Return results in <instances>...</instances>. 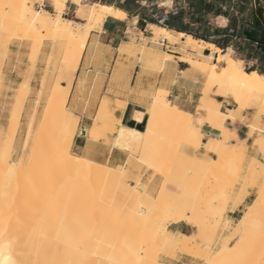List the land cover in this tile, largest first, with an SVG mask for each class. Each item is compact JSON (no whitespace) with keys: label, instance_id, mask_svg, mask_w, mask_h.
<instances>
[{"label":"bare ground","instance_id":"1","mask_svg":"<svg viewBox=\"0 0 264 264\" xmlns=\"http://www.w3.org/2000/svg\"><path fill=\"white\" fill-rule=\"evenodd\" d=\"M0 1V3L26 4L28 6L29 17H31L33 12H41L43 16L52 18V22L47 25H42L38 22L36 30L38 28H42V35L35 33L36 30H29L27 25H24L25 35L31 34L34 36L38 49L42 46V42L43 40L45 41V39H50L52 41L68 40L71 43L69 56L59 62L56 67L57 75L54 77L55 79L52 82H46L45 77H42L41 81L39 80V82H41V88L36 93L37 100L32 106V110L27 114L22 130L24 132V139L19 145L20 152L18 153L16 160L11 161L10 159L13 150V139L20 129L19 117L21 111H19L16 118L12 121L10 142H8L7 146H5L3 151L0 152V253H2L0 254V260H4L10 255L13 260L18 262V264H166L159 261L158 256L161 254L169 257H175V253L177 251L190 254L193 257L203 260L205 264H230V262L237 260L255 259L259 257L262 243H264V235H259L262 234V229L260 225L261 221H258L260 220L259 216L262 215L261 209L264 208V204L257 203V199L245 207L244 211L236 219L233 225H231L232 218H227L225 220V226L230 227L232 235H237V226L240 225L241 220L244 219L245 213L249 208H252L253 205H256V210L251 213L250 219L246 225V231L249 237L257 234L260 236V238H257L253 242L254 251L252 254L250 255L248 253V239L239 243V246L237 242L234 245H229L226 240V242L221 244L217 251L212 253L210 252V247H208L210 251L207 247L206 250L201 249L200 242L204 241V233L201 232L199 235L191 233L189 235L173 233L167 229V226L158 225V217H160V215L163 216L162 213L172 215V223L186 221L193 224L191 216L193 215L195 204L193 203L194 206L192 205V207H194L193 209L188 203V201L192 200V198L188 195L190 200L187 201V193H183L184 191L182 194L176 193L172 190L171 183H168L167 185L163 183L157 194L152 196L151 193L149 194L146 191H140L137 189V180H139L140 185L142 176L141 173H137L135 176V185H129L122 179V171H126L124 165L112 167L107 164L97 163L90 159L73 155L71 151H69L76 132V126L75 124L70 123L69 113L65 108L67 87H62L59 82L61 80H65L68 84L70 83L73 78V74L77 69L89 31L101 25V22L103 21L102 20L97 25L95 20H93L90 25L89 20L86 18V14L89 16L92 15L93 6H95V15L103 16L104 18L108 14H113L117 17L123 18L124 13L122 11L117 10L112 5H106L104 3L88 4L83 3L82 0H75L77 5H79V7H77L78 9H76L77 15L79 13L78 17L84 20V23H79L71 19H65L59 14H52L42 8L41 5L39 8L33 7L35 2L41 3L44 0ZM53 4L54 6L56 4H60V8L55 7L58 10L62 9V0H53ZM105 9L109 11H104ZM57 17L59 18L58 25L55 23ZM150 27L156 36L162 35L168 39H172L173 37L170 29L169 30L171 32L166 28L155 24H152ZM44 31L45 33H43ZM175 35L177 37L182 36V34ZM177 37L175 38L178 39ZM186 41L189 44L196 45L198 43L190 35L186 36ZM206 46H208L212 51L218 53L216 63L209 64L206 61L203 62L204 60L199 62L197 59L195 60L190 57L185 58L186 61L191 63L193 66H196V68L198 67L204 73V66H207L209 69L206 73L207 83L204 95L199 102L201 115H197L198 117L196 118V116L193 117L191 114L177 109L165 99L166 93L161 91L160 99L162 103L157 106L155 114L150 111L152 105L148 108L147 112L149 114V118L147 126L145 131L139 134V137H143L144 134L148 132L150 119L152 120L153 135L145 139H139L138 141L133 140L132 143H136L135 148L142 147L145 149V144L147 142V150H153V153H159V150L157 151L153 148L160 149L161 146L165 144L161 143L159 148L157 145L155 146L153 144L154 142H152V139L159 134V137H161L160 132L162 130L165 133L169 132L171 134L168 135L169 137L173 134L171 133L172 130L169 131L170 129H174L175 132L177 130L187 135L190 125L189 117L192 121H200L201 116L208 115L220 133H228L237 140L239 149L243 152L242 150L246 146L245 142L237 137L233 129L230 130L225 125V129L222 131L219 124L221 120L224 124L226 119L229 118L231 121L235 118L236 114L238 116V108L246 109L251 105H254L258 108L259 112H264V93H262L260 85V80L264 79V75L260 74L257 70H246L243 67V61L233 56L232 50L229 51V48L227 51H222L212 43H207ZM232 65H235L237 68L234 74L231 72ZM213 67L217 69L214 74L216 79L210 81L209 77L213 75L211 71ZM23 85L25 86V91H28V78L24 80ZM213 86H219L218 91L220 95L229 97L233 102L239 104V106H235V108H237L235 111L236 114L232 111L226 114L220 112V103L218 104L214 99H209L210 97H207L209 90ZM42 97H49L53 100V105L59 103V116L57 117L54 125V136L56 139V146L54 147V150L56 152V160L52 168L46 170L39 169L37 164L38 159H45V153L48 150L47 140L43 139L46 134V129L43 128V125H39L37 127L34 126V118L40 108L39 103ZM107 98L102 100L100 107L97 110V115L94 118L95 121L93 120L94 126L98 129V127H102L104 124L109 123L112 131L118 132L119 129L117 126L119 124V118L117 117L116 112L121 110L125 105L121 100L112 102V100ZM141 116V113L135 114V118L138 120L141 119ZM44 124H47V122ZM69 124L71 126L72 136L70 138H66L65 128ZM199 128L200 127L196 126L200 142L202 143V133ZM91 129L88 131L89 135L91 134ZM2 131L3 129L0 127V134ZM165 133L162 134L163 138L161 139H164L163 141L167 143L168 138H165ZM251 134L252 133H250V135ZM34 138L37 139L34 140ZM156 138L155 140H157ZM260 138L261 135L258 136L254 142L255 149L259 152L260 145L257 141ZM130 139V135H124L123 138L120 137V143L125 149L133 147L132 144H126V142ZM214 141V146L218 151L217 158H210L207 155L202 157L185 155V164L188 165L190 169L188 172L195 173L197 171H202V169L205 168L211 170L212 173H217L218 169L221 167L234 166L232 158H228V154L234 150L233 145H231L234 144V142H225L218 137H215ZM158 144L160 145V143ZM170 144L171 143H169L168 146ZM176 148L177 149H175V151L178 150V147ZM6 151L8 152V159L5 161L3 157ZM178 151H180V149ZM144 153H146L145 150ZM147 153L150 156V153L152 152L148 151ZM144 156L145 154L142 157ZM141 158L133 157V159L139 160H141ZM254 160L257 161L256 159H253V161ZM27 164L30 166L26 167ZM13 165H15V167H13ZM146 165L148 166V164ZM30 169L33 170L26 172ZM65 171H69L72 176H78L81 173H88L90 176L93 175V177H96V180L94 182L92 181L93 183L90 181L91 183L88 184L87 181V183L83 186L82 183L80 186L81 191L82 189L83 191H87L86 189L89 187L94 188L95 185H101L102 192L100 193V198L103 202L105 201V203L112 198L116 191H119V195L117 196V200L119 199V202L117 201V205L115 206L116 208L114 207L113 209L112 206L110 207L106 204L108 209H106L103 214L106 213L105 215H107V218H105L99 225H97L98 223H95L97 226L94 227L95 232H93V234L88 233L89 235L84 237H81L82 235L78 234L74 236L68 234L67 230H70L71 227L67 225L69 223V219L65 217L64 214L53 218L52 221L49 219L52 215L54 217V213L62 209V207H64V209H62L63 212L66 213L68 211V209L66 210L67 206L61 207L59 206L60 204L53 205L54 199L59 201L65 198L66 194L70 190L72 191L73 185L71 188L63 184ZM248 172H250V169ZM194 173L189 176L190 180H188L190 183H193L194 177L196 178V176L198 177L199 175H197L198 172ZM186 178L187 177L183 178V180L185 181ZM188 180H186V182ZM44 181H53V183L37 188L38 184ZM180 181L182 180L180 179ZM186 182H183V184ZM189 182H187L188 184L186 186H188L191 190L194 187V184H190L193 187L189 186ZM50 187L52 188L50 189ZM188 187H186L187 190H184L188 191ZM162 188L165 189L163 193L161 192ZM48 203H51L52 205L50 206L49 204L47 207ZM129 203H131V205ZM88 205H90V203ZM88 205L77 206L74 208V212L79 211L81 213V211H95L92 203L91 206ZM42 218H47L51 224L40 227L42 224L39 225L38 222ZM219 220H221V216H219ZM134 228H138V230L140 228L141 230H139V232L141 233L136 234L135 236L130 235V230H134ZM75 229L73 230L75 231ZM91 230L93 231L92 228ZM70 233L73 232L70 230ZM207 238V241L212 243L214 241V233L208 235Z\"/></svg>","mask_w":264,"mask_h":264},{"label":"crops","instance_id":"2","mask_svg":"<svg viewBox=\"0 0 264 264\" xmlns=\"http://www.w3.org/2000/svg\"><path fill=\"white\" fill-rule=\"evenodd\" d=\"M256 1L263 8L264 14V0ZM62 2L61 10H58L50 0H44L42 8L49 12L52 11V14H61L65 19L84 23V20L77 16L76 9L79 5L75 0H62ZM82 2L112 5L117 10L122 11L124 17L120 18L108 14L101 25L91 29L87 35L72 80L69 84L65 80L59 82L62 87H67L65 108L68 110L70 123L76 126L70 149L73 155L112 167L118 165L126 167L128 158L132 157L133 154L125 149L121 143H117V141L121 142V129H123L124 135L131 136L132 133H143L149 118L148 108L152 105L153 99L157 95L160 96L161 91L166 93L165 99L177 109L189 113L193 117L196 116V118L200 116L199 102L204 95L207 76L206 73L193 66L185 58L190 57L197 59L199 62L204 60L203 62L206 61L209 64L216 63L218 53L206 46L207 43L214 44L222 51H227L228 48L231 49L235 57L241 59L244 63L252 64L248 71H264V53L256 46L257 42H264V39L261 38V34L264 35V28L256 17L254 0L138 1L149 12L153 9L160 10L165 14L173 12L179 15L184 23L189 22L190 17L193 16L194 23L191 26L196 27L197 24L207 26L210 31L209 37L220 42L222 39L227 38L228 46L225 48L217 46L211 41L195 38L186 32L166 27L164 28L172 31H170L173 34L172 39L162 35L156 36L150 27L153 23H140L136 11L127 12L116 7L114 2L110 4L105 3V0H82ZM209 2L214 3L215 6L219 5L222 13L213 15L202 10V8L199 12L194 13L197 3L206 7ZM249 5L253 7L255 20L259 21L260 25L258 27L253 26L247 19ZM218 18H222L227 23L219 26L217 23ZM175 34H182V36L177 37ZM187 35H190L198 43L196 45L187 43ZM42 43L32 76L29 79V89L20 117V132L23 130L27 112L37 100L36 93L41 88L39 80L41 81L42 77H45L46 82H52L57 75L58 44L50 39H45ZM28 53L29 47L26 41L13 40L8 45L7 58L3 59L1 65L0 126H3L4 121L8 119L13 97L24 81L23 72L27 67ZM215 90L216 86H213L207 97L214 99L218 104L220 103V112L226 114L232 111L236 114L237 108L235 106L237 107V105L223 95L216 94ZM105 98L112 100V102L116 100L124 102L125 106L116 112L119 118L117 126L119 130L118 132L107 133L104 137H100L99 141L89 143L88 138L90 135L88 131L94 126L97 110ZM39 104H44V97L40 99ZM254 107L250 106L243 109L239 112L240 115H235L233 120L230 121L228 118L229 120L226 119L224 122V125L230 130L233 129L237 137L244 141L246 145V158L242 165L243 170L240 173V181L235 194L241 188L246 167L251 160L256 159L258 162H264V154L256 151L254 145L255 139L264 133V116H258L257 109ZM136 113H141L140 120L135 118ZM35 123L36 115L34 118ZM252 124H258L262 128L255 129L249 135L248 132ZM199 127L202 133L201 145L198 148L192 146L180 147V151L190 156L202 157L207 155L213 158L214 154L206 152L203 142L208 137L219 135L220 132L206 122H203ZM139 139V136L135 139L131 136L126 144H132L135 148L136 143H132V141H138ZM129 172L133 173V176L138 172L141 173L140 184L146 187L148 193H152L160 181L158 175L149 178L152 175L151 168L139 170L136 163H132ZM254 193L255 187L247 188L242 204L238 205V210L233 212L230 203L226 211L227 216L230 219H235V215L239 214L252 200ZM167 229L173 233L186 235L195 232V227L186 221L170 222ZM159 260L166 264H198V258L181 252H177L175 257L160 255Z\"/></svg>","mask_w":264,"mask_h":264},{"label":"rangeland","instance_id":"3","mask_svg":"<svg viewBox=\"0 0 264 264\" xmlns=\"http://www.w3.org/2000/svg\"><path fill=\"white\" fill-rule=\"evenodd\" d=\"M50 1L53 3V0H50ZM42 3L43 2H41V3L35 2L33 4V7L39 8L40 5H42ZM50 13H52V11H50ZM56 14H58V13H56ZM59 15L61 16V14H59ZM247 15H248L247 19H249V21L251 22V24L253 26L258 27L260 25L259 21L255 20L254 13H253V7L250 5H249V9L247 10ZM41 30H42V28H38L35 31V33L42 35ZM43 33H45V31ZM5 35L6 34L4 32H0V69H1L2 61L5 58V56H4V45L6 44ZM24 37H27V38H24ZM261 38L264 39L263 34H261ZM13 40L26 41L28 43V47H29L28 62H27V67H26L25 71L23 72V77H24V80H26L27 78L30 79L32 76L34 66H35V63H36V60H37V57L39 55L41 47L38 49V45H37V42H36L34 36H32L31 34L25 35L24 25L19 26V32L16 34V37H14L12 39V41ZM56 42H57V44H59V46L57 45L58 63H59L69 56L71 43L68 40H62V41H56ZM10 43H8V45ZM232 55L235 56V54L233 52H232ZM250 66H252V64L243 62V67L246 70H248L250 68ZM23 83H24V81L18 87V89L16 91V95L13 97L12 108L9 110L8 119H6L4 121L3 126H0L3 129L2 133L0 134V147H1L0 152L3 151L4 147L7 146L8 142H10V140H11L12 121L16 118L19 111H21L20 117L22 115V109H23L25 97L27 94V91H25V89L23 92H21V86L23 85ZM0 87H1V73H0ZM218 90H219V86L218 87L216 86L215 93L220 95ZM226 98L230 99L229 97H226ZM233 103H235V102H233ZM235 104L237 106H239V104H237V103H235ZM251 106H254V105H251ZM58 107H59V103L56 105H53V100H51L49 97H44V104L40 105V108L38 109V111L36 113V123L34 124V126L37 127L39 125H43V128L46 129V134L43 137V139L47 140V147H48V150L45 153L46 154L44 157L45 159H38L37 164H38L39 169H43V170L51 169L55 160H56V152L54 150V147L56 146V139L54 136V125L56 123L57 117L59 116ZM256 109L258 111L257 112L258 116H264L263 111L259 112L257 107H256ZM31 110L32 109H30L28 112H30ZM238 110L240 112L243 109L238 108ZM28 112H27V114H28ZM27 114H26V118H27ZM20 117H19V125H20ZM45 122H47V124H44ZM203 122H206V123L210 124L213 128L217 129L216 126H214V122L212 121V119L208 115H203V116H201L200 121H195V126L199 127ZM109 125H110L109 123H106L102 127L101 126L98 127V130L101 132V137H104L107 133H113L114 132V131H112V129ZM261 128L262 127L258 124H252V125H250V130H249L248 134L250 135V133H253V131L255 129H261ZM171 130H172L171 133H173L176 137L173 134H172V136L169 137L168 135H171V134L169 132L165 133L162 130L160 132L161 137H159V135H160L159 134V135L155 136V138L157 137L156 138L157 140H155V138H153L154 140L152 139V142H154L153 144L155 146L157 145V147H159V148L161 146V143L165 144V145H163L165 148L163 146H161V148L163 147L162 149L161 148L160 149L153 148V149H155L157 151L159 150V153H162V155L167 157L168 160H166V162L164 163V174L163 175H161L160 172H157L155 170V168H151L152 169V175L149 178L151 179L155 175H158L160 178V181L158 182L156 189L151 193V195L155 196L157 194L158 190L160 189V187L162 186V184L165 183V180H167L168 183H171V188L174 192L182 194V192L184 191L183 193H185V194L187 193V198H188V195L190 196V198H192V200H190V198L187 199V201L188 200L191 201V202L188 201V203L191 205V207H192V205L194 206V204H195V206H194L195 209H194V207H192L194 209V212H193V215L191 216L193 224L192 223H189V224H191L195 227V232L193 234L199 235L201 232L204 233V241L200 242L201 243L200 244L201 249L206 250V247L207 248L210 247L211 251L209 250V248H208V250L210 252L214 253L215 251H217L220 248L221 244L226 242V240L228 241L229 245H234L236 243L237 235H232L230 227L225 226V220L229 217L227 216V214L225 212L224 215L221 217V220H219V215H217L214 210L217 207H219V204H220V202L216 198L220 196V194H221L222 190L225 188V186L231 180L235 179L234 173L239 176V181H240V173L242 172L243 167H239L240 166L239 165V154L241 153V149H239V144H238L237 140L234 139L232 136H230L228 133H220L219 135H215V136L207 138V140L203 142L204 143L203 146H204L206 152H212L214 154L213 158H217V155H218V153H217L218 151L216 150V147L214 146L215 145V141H214L215 137H218V138L224 140L225 142H229V143L234 142V144H231V145H233L234 150L228 154L229 155L228 158H232V162H234V166L233 167L224 166L223 168L221 167L218 169L217 173H212L211 170L204 168V169H202V171H197L198 173L195 172V173H197V175L199 174L198 177L196 176L197 181H196V178L194 177V182L190 183L189 182V180H190L189 176L193 175L194 172H188V170H190V169H189L188 165L185 164V161H184V157H185V155L187 156V154H185L181 151H178V150L175 151V149H177L176 147H178L182 143V141H184V139L186 138V135L182 132L177 131V130H176V132H178V133H176L174 129H170L169 131H171ZM197 131H198V129H197ZM163 133H165L164 134L166 136L165 138H168L167 139L168 142L166 141L167 143H165V141H163L164 139L163 140L161 139V138H163V136H162ZM180 133H182V134H180ZM23 137H24V132L21 130V132L18 131L15 138L13 139L14 143H13L12 156L10 159L11 161H15L18 153L20 152L19 145L23 141V139H24ZM35 139H37V138H34V140ZM158 143H160V145ZM169 143H171L169 145L170 149L168 146ZM200 145H201V142H200V138L198 137V142L192 147L198 148ZM171 147H172V149H171ZM167 148H168V150H167ZM138 149H139V151H138ZM142 149H143L142 147H137V148L131 147L128 150L134 156L141 158L144 154L146 155V153H144L145 149H143V150ZM245 150H246V146H245V148H243L242 151L245 152ZM148 151L153 153V150H147V152ZM152 153H150V154H152ZM192 156H194V155H192ZM140 161L141 160H139V159H132L131 161L128 160L127 165H126L127 168L125 167V169H126L125 173L129 172V169L132 166V163H136L139 170L142 168L143 169L150 168L146 165L147 163H140ZM252 162H253V159L251 160V162L246 167L245 177H244L243 183L241 185V188H244L245 192H246L247 188L251 187V186L246 187L245 181L248 177H250V172H248V170L250 169ZM157 163H160V161H158ZM29 166H30L29 164L26 165V167H29ZM31 170H33V169L27 170L26 172H30ZM257 171H259V170L257 169ZM136 175L137 174L132 176V178L130 180H127V183L129 185H135V176ZM185 177H187L186 180L189 179L187 181V182H189V186H192L194 184L193 185L194 187L192 186L193 188L191 190L188 186H186L188 184L186 182V180L185 181L183 180V178H185ZM180 179L182 181H180ZM95 180H96V177H93V175L90 176V174H88V173H81L78 176H72V174L69 171H65L64 177H63V184L65 186H68V187H71L73 185L72 186L73 188L71 187L72 191L70 190L66 194V197L59 200V201L56 199H54V200L52 199V200L54 203L53 205L60 204L59 206H61V207L67 206L66 210L68 209V211L66 213L63 212L62 209H64V207H62V209H60L59 211H56L54 213V217H53V215H52V217H49L50 221H52L53 218L64 214V216L69 219V223L67 225L69 227H71L70 230L73 232V233H70V230H67L68 234H71L73 236L78 234V235H82L81 237L89 235L88 233L93 234V232H95L94 227H96L97 225L102 223L104 221V219L107 218L106 217L107 215H105L106 213L103 214V212L106 209H108L106 207V204H107V206H110V207L112 206L114 209V207L117 205V201L119 202V199L117 200V198H118L117 196L119 195V191H116V193L112 196V198L109 199L108 202L106 201L107 203H105V201L103 202L100 198V193L102 192V186L101 185H95L94 188L89 187L86 189L87 191H85V190L83 191V189L81 191L80 186L82 183H83L82 184V186H83V185H85V183H87V181H88V184H90L92 181L94 182ZM239 181H238V183H239ZM183 182H186V183H184L185 186H184ZM52 183H53V181H44V182L38 184L37 188H41L43 186H47V185L52 184ZM238 183L236 184V187L238 186ZM259 183H260L259 178L257 177V186L255 187V193L252 196V200L249 201V204H251L253 201H255V199H257L259 197V194H260ZM190 184H192V185H190ZM186 187H188V189H189L188 191H186L187 190ZM236 187H235L234 192L231 190V188H229V195H230L232 202L235 201V198L237 196L241 195V188H240V190H238V193L235 194V192L237 191ZM51 188L52 187H50V189ZM138 189L140 191H146V187L142 186L141 184L139 185ZM184 189H186V190H184ZM245 195H243V197ZM243 197H242V199H243ZM89 203H90V205H88ZM91 203H92V205H94L93 208L96 211V214H95V211H93V212L81 211V213L79 211H77L78 213L74 212L75 207L84 206L86 204L88 206H91ZM49 204H50V206L52 205L51 203H48L47 207ZM129 204L131 205V203H129ZM119 206H118V208H119ZM103 207H104V209H103ZM144 209H145V207H144ZM244 209H245V207L242 209V211L239 214L235 215V219H231L232 220L231 225L234 224V222L242 214ZM162 214H163V216L160 215V217H158L159 222L156 219L159 226H167L168 223L173 221L172 215H166V213H162ZM263 215H264V213H262V215L259 216L260 220L258 219L259 220L258 222L262 221V218H264ZM94 220H96V221H94ZM50 221L47 218H42L39 220L38 224L39 225L42 224V225H40V227H42V226H46V225L51 224ZM95 223L96 224L98 223V224L96 225ZM260 225H261V222H260ZM91 228L93 229V231L91 230ZM198 228H199V230H198ZM73 229H75V231ZM139 230H141V229L139 228ZM139 230H138V228H136V229L134 228V230L131 229L129 234L132 236H135L136 234L141 233V232H139ZM213 233H214V241L212 243H209V241H207L208 240L207 237H208V235H211ZM259 235L263 236L264 234H259ZM259 235L257 234L255 236L254 235L251 236L250 238H251L252 242H254L257 238H260ZM197 241L199 242L198 239H197ZM247 242H249V241L247 240ZM176 253H175V256H176ZM159 256H158V260H159ZM198 264H205V262L203 260L198 259Z\"/></svg>","mask_w":264,"mask_h":264},{"label":"snow or ice","instance_id":"4","mask_svg":"<svg viewBox=\"0 0 264 264\" xmlns=\"http://www.w3.org/2000/svg\"><path fill=\"white\" fill-rule=\"evenodd\" d=\"M57 8H60V4L55 5ZM43 7V5L41 6ZM104 11H109L105 9ZM79 15V13H78ZM86 18L89 20L90 25L92 24L93 20H95V23L98 25L102 20L103 16H96L95 15V6L92 8V15H87ZM38 22L42 25H47L50 22H52L51 17H45L41 12H33L31 14V17H29L28 13V6L26 4H19V3H0V32H4L5 35V40L6 44L4 45V56L7 58L8 54V43L12 41L14 37H16V34L19 32V26L20 25H27L28 29L31 31L36 30ZM223 23V19L220 21ZM55 23L58 25L59 24V18L57 17L55 20ZM27 38V37H24ZM215 50V48H214ZM231 51V49L229 50ZM203 70L205 73L209 71L207 66L203 67ZM237 68L235 65H232L231 72L234 74L236 72ZM213 75L209 77L210 81H213L216 79L215 77V72L217 69L213 67L211 69ZM227 74V73H226ZM231 78V77H230ZM260 85H261V91L264 93V79L260 80ZM25 86H21V92L24 91ZM162 103L160 96L157 95L153 101H152V108L151 112L155 114L157 106H159ZM167 106V105H165ZM190 120V125H189V130L186 135V138L182 143L178 146V150L180 147H185V146H194L198 142V137L199 133L197 132L196 126H195V121H192L191 118L189 117ZM215 126V125H214ZM219 127L223 131L225 129V126L223 124V121L221 120ZM31 132V129H30ZM153 135V130H152V120H149V129L148 132L144 134L143 137H140V139H145L147 137H151ZM72 136V131H71V126L70 124L66 126L65 128V137L70 138ZM124 136V131L121 129V137L123 138ZM131 136L133 139L139 136L137 133H132ZM101 137V132L96 128V126H93L91 129V134L89 136V143L92 141H99ZM106 138V137H105ZM119 144L120 142L117 141ZM257 143L260 145V152L264 153V133H262L261 138L257 141ZM148 149V144L146 142L145 144V152L146 155L141 158L140 163H147L149 167H154L157 172H160L161 175L164 174V163L166 162L167 157L163 156L161 153H152L150 156L147 153ZM70 151V149H69ZM139 151V149H138ZM4 160L6 161L8 159V152L6 151L4 154ZM246 158V152H241L239 154V165L242 167L244 161ZM133 157H129V161H131ZM157 161H160V163H157ZM15 167V165H13ZM257 169L259 171H257ZM235 175V179L231 180L225 188L222 190L221 194L219 197L216 199L220 202L219 207H217L214 211L217 215L223 216L224 213L228 210L229 204L231 202V198L229 195V188L234 192L236 184L239 181V176ZM133 176V173L131 172H123L122 171V179L124 182H127V180H130ZM257 177L259 178V187H260V194L259 197L257 198V203L259 204H264V162H259L253 161L252 165L250 166V177H248L245 181V186H251V187H256L257 186ZM168 184V181L165 180V185ZM139 187V180H137V189ZM165 189H161V192L163 193ZM136 191V190H132ZM246 192L244 188H241V195L237 196L235 198L234 202H231V208L232 211L235 212L238 210V205H241L243 200L242 197L245 195ZM256 210V205H253L252 208H249L247 212L245 213V217L243 220H241L240 225L237 226V237H236V242L239 246V243H242L245 239H248V253L251 255L252 252L254 251V246L251 238L248 236V233L246 231V225L250 219L251 213ZM261 212L264 213V208L261 209ZM261 229H262V234H264V218H262L261 221ZM6 247V246H5ZM2 254V253H0ZM0 264H18L16 260H13L11 256L9 255L6 259L0 260ZM230 264H264V243H262V248L261 252L258 258L255 259H244V260H237L230 262Z\"/></svg>","mask_w":264,"mask_h":264},{"label":"trees","instance_id":"5","mask_svg":"<svg viewBox=\"0 0 264 264\" xmlns=\"http://www.w3.org/2000/svg\"><path fill=\"white\" fill-rule=\"evenodd\" d=\"M140 0H105V3L110 4L114 2V5L120 9H123L127 12L136 11V14L139 16L140 23H153L162 27L174 29L181 32H186L191 34L195 38H201L206 41H211L215 43L217 46L225 48L228 46L227 38L222 39V41H218L217 39L209 37V28L207 26H202L201 24H197L196 27H192L191 24L194 23L193 16L190 17V21L184 23L183 20L179 17V15L169 12L167 14L163 13L160 10L153 9L152 11H148V9L139 4ZM147 1H156V0H147ZM225 1V0H222ZM205 10L208 13H212L213 15L222 13L221 7L215 6L214 3L209 2L206 7L204 5L200 6V3H197L195 6V12H199L200 10ZM198 22V21H197ZM217 34V33H216ZM260 74L264 75V71H259Z\"/></svg>","mask_w":264,"mask_h":264},{"label":"water","instance_id":"6","mask_svg":"<svg viewBox=\"0 0 264 264\" xmlns=\"http://www.w3.org/2000/svg\"><path fill=\"white\" fill-rule=\"evenodd\" d=\"M254 8H255L256 17L259 19L262 27L264 28L263 8L260 6L259 2H257L256 0H254ZM256 46L262 53H264V42H257Z\"/></svg>","mask_w":264,"mask_h":264},{"label":"clouds","instance_id":"7","mask_svg":"<svg viewBox=\"0 0 264 264\" xmlns=\"http://www.w3.org/2000/svg\"><path fill=\"white\" fill-rule=\"evenodd\" d=\"M221 19H222V18H218V20H217V23H218L219 26H223L224 24L227 23L225 20H223V23H221V22H220Z\"/></svg>","mask_w":264,"mask_h":264}]
</instances>
